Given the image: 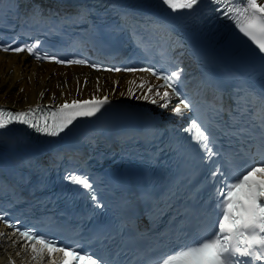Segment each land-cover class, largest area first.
Returning <instances> with one entry per match:
<instances>
[{
  "label": "snow or ice",
  "instance_id": "obj_1",
  "mask_svg": "<svg viewBox=\"0 0 264 264\" xmlns=\"http://www.w3.org/2000/svg\"><path fill=\"white\" fill-rule=\"evenodd\" d=\"M198 2L199 0H163V4L173 12L193 9ZM211 3L218 6L217 11L223 9V15L233 20L239 31L255 43L260 52L264 53V4H258L257 0H211ZM39 43L36 41L34 44L15 48L11 45L3 46L0 47V51L27 52L36 61L55 59L41 54ZM55 62L63 63L64 61L55 59ZM68 63L84 64L85 61L71 60ZM128 71H136V69H128ZM140 71L149 72L163 83L151 84L141 80L139 84H136L135 81H131L130 84L133 87L128 89V94L134 96L135 91L140 90L142 95L137 96V99L149 100L160 108L169 109L172 99L179 95L177 85L182 71L172 70L167 75H161L151 68L140 69ZM145 88H147L146 92L143 91ZM162 89L164 91L161 93ZM252 95L261 103L260 144L257 150L253 152L249 149L247 152L240 153L239 156L243 161L241 164H235L234 160H229L228 171L214 164L215 170L211 172V176L215 179L217 174H220L213 196L215 219L209 217L205 221L207 227L196 238L190 243L179 245L172 252L161 257L157 264H264V96L256 97L254 93ZM107 103V96L93 97L91 100L82 102L73 100L70 104L65 102L58 107V111L51 113L52 123L50 124L48 118L44 117L43 125L40 124V118L35 115L41 111L39 105L17 113L0 110V129L5 128L7 124L18 122L48 136H58L74 120L79 117L95 116ZM189 107V103L181 99L170 110L176 117H184ZM249 110L247 101L245 106L239 109L242 114H247ZM218 111L222 113L223 109ZM232 120L236 122L235 117H232ZM184 131L192 133L191 139L202 151L204 162L213 163L214 157L223 155L215 150L216 138L211 135L206 124L192 121L188 127L184 128ZM225 135H233V133L229 131ZM65 179L88 190L93 203L100 206L88 177L70 174ZM2 221L3 217H0V222ZM7 226L15 227L12 224ZM18 234L28 242L33 253L32 260L39 259L43 262L52 258V264H57L54 256L62 253L63 259L59 264H109L102 257L81 252L80 245L57 246L55 241L38 236L31 230H18ZM0 235L6 234L0 233Z\"/></svg>",
  "mask_w": 264,
  "mask_h": 264
},
{
  "label": "bare ground",
  "instance_id": "obj_2",
  "mask_svg": "<svg viewBox=\"0 0 264 264\" xmlns=\"http://www.w3.org/2000/svg\"><path fill=\"white\" fill-rule=\"evenodd\" d=\"M257 2L264 4V0ZM141 80L152 84V80L142 73H96L84 67H57L32 61L25 55L0 52V108L12 113L37 105L60 106L65 102L70 104L73 100L82 102L104 96L112 100L158 107L149 100L137 99V96L142 95L140 90H136L134 96L128 94V89L133 87L130 82L139 84ZM143 91L146 92L147 88ZM1 232L4 233L2 227ZM18 258L30 260L29 252L17 243L12 246L6 235H0V262L18 264Z\"/></svg>",
  "mask_w": 264,
  "mask_h": 264
},
{
  "label": "water",
  "instance_id": "obj_3",
  "mask_svg": "<svg viewBox=\"0 0 264 264\" xmlns=\"http://www.w3.org/2000/svg\"><path fill=\"white\" fill-rule=\"evenodd\" d=\"M96 73H108V72H100V71H99V72H96ZM110 74H111V73H110Z\"/></svg>",
  "mask_w": 264,
  "mask_h": 264
}]
</instances>
